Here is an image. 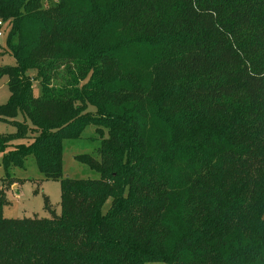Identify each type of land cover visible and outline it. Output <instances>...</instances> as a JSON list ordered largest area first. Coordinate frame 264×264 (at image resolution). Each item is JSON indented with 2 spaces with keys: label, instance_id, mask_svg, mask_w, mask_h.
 Wrapping results in <instances>:
<instances>
[{
  "label": "trees",
  "instance_id": "1",
  "mask_svg": "<svg viewBox=\"0 0 264 264\" xmlns=\"http://www.w3.org/2000/svg\"><path fill=\"white\" fill-rule=\"evenodd\" d=\"M55 1L0 0L4 186L30 156L61 184L51 218H5L0 190V264H264V0ZM92 124L100 178H65Z\"/></svg>",
  "mask_w": 264,
  "mask_h": 264
},
{
  "label": "rangeland",
  "instance_id": "2",
  "mask_svg": "<svg viewBox=\"0 0 264 264\" xmlns=\"http://www.w3.org/2000/svg\"><path fill=\"white\" fill-rule=\"evenodd\" d=\"M55 0H44V6L54 5ZM2 20V19H0ZM4 26L1 31L4 33L0 36V67L15 66L16 60L11 54L7 45V36L10 31V25L4 20ZM32 76L34 71L30 72ZM34 92L36 96L41 95V87L38 81L34 82ZM10 91L8 88L7 77L0 79V103L4 104L9 100ZM91 112H95L96 108L89 107ZM18 121H24V116L20 115ZM96 125H89L84 130L80 139L65 140L63 151V172L65 178L71 179H99L98 172L92 170L89 166L82 163L77 156L91 155L98 158V151L101 147L102 140L108 138L107 130L100 133L97 132ZM18 129L15 125L0 120V136L16 135ZM34 135L31 133L30 136ZM31 137L26 139H16L13 141L11 150L17 145L27 144L31 142ZM4 153L0 151V190L6 193L9 204L4 207L3 214L5 218H51V214L45 210L44 197L47 196L53 208L58 214L61 213V184L59 181L48 180L44 177L38 168L33 156L26 159L23 167H15L11 169L12 185L4 186V178L6 170L3 165ZM3 180V181H2ZM111 200L107 202L104 210L107 211ZM146 264H166L161 262H147Z\"/></svg>",
  "mask_w": 264,
  "mask_h": 264
},
{
  "label": "built area",
  "instance_id": "3",
  "mask_svg": "<svg viewBox=\"0 0 264 264\" xmlns=\"http://www.w3.org/2000/svg\"><path fill=\"white\" fill-rule=\"evenodd\" d=\"M4 25H5L4 22L2 20H0V36H3L4 35V33H2V31H1V29H2V27Z\"/></svg>",
  "mask_w": 264,
  "mask_h": 264
}]
</instances>
